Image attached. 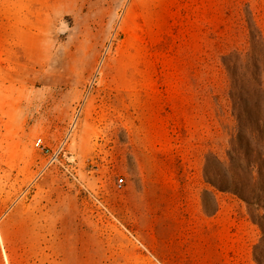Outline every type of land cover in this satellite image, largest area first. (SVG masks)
<instances>
[{
    "label": "rangeland",
    "instance_id": "rangeland-1",
    "mask_svg": "<svg viewBox=\"0 0 264 264\" xmlns=\"http://www.w3.org/2000/svg\"><path fill=\"white\" fill-rule=\"evenodd\" d=\"M241 123L264 0H0V264H258Z\"/></svg>",
    "mask_w": 264,
    "mask_h": 264
},
{
    "label": "trees",
    "instance_id": "trees-1",
    "mask_svg": "<svg viewBox=\"0 0 264 264\" xmlns=\"http://www.w3.org/2000/svg\"><path fill=\"white\" fill-rule=\"evenodd\" d=\"M238 100L244 103L242 98ZM253 134H255L254 138ZM237 137V147H232L229 153L230 161L227 165L234 174L232 177L229 176V179L225 177L224 186L213 181L210 183L222 192L233 193L249 205L256 204L260 207V202L264 200V126L257 125L253 129H248L245 124L241 123ZM252 139L256 140L261 148L255 158L252 157ZM251 218L260 226L264 234V215L259 217L251 213ZM254 258L258 264H264V238L254 248Z\"/></svg>",
    "mask_w": 264,
    "mask_h": 264
},
{
    "label": "built area",
    "instance_id": "built-area-1",
    "mask_svg": "<svg viewBox=\"0 0 264 264\" xmlns=\"http://www.w3.org/2000/svg\"><path fill=\"white\" fill-rule=\"evenodd\" d=\"M122 183H123V179H120V184H119L120 187L122 186Z\"/></svg>",
    "mask_w": 264,
    "mask_h": 264
}]
</instances>
